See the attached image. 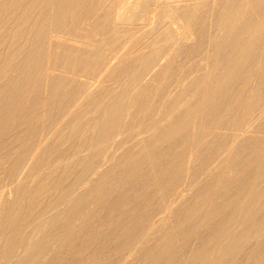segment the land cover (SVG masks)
<instances>
[{"label":"bare ground","instance_id":"obj_1","mask_svg":"<svg viewBox=\"0 0 264 264\" xmlns=\"http://www.w3.org/2000/svg\"><path fill=\"white\" fill-rule=\"evenodd\" d=\"M0 264H264V0H0Z\"/></svg>","mask_w":264,"mask_h":264}]
</instances>
